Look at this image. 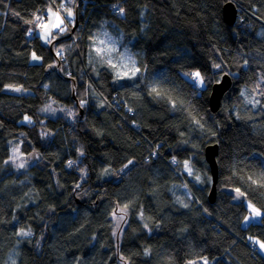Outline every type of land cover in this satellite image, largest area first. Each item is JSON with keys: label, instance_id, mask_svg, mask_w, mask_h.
<instances>
[{"label": "trees", "instance_id": "obj_1", "mask_svg": "<svg viewBox=\"0 0 264 264\" xmlns=\"http://www.w3.org/2000/svg\"><path fill=\"white\" fill-rule=\"evenodd\" d=\"M78 1L0 0V264H264V223L243 226L233 191L264 212L248 180L264 172V0H231L233 27L229 0ZM49 9L67 31L44 43ZM123 51L133 79L117 76ZM214 63L233 77L215 113ZM197 70L215 76L201 95L185 76ZM216 143L211 203L205 148ZM14 145L39 158L15 168Z\"/></svg>", "mask_w": 264, "mask_h": 264}, {"label": "snow or ice", "instance_id": "obj_2", "mask_svg": "<svg viewBox=\"0 0 264 264\" xmlns=\"http://www.w3.org/2000/svg\"><path fill=\"white\" fill-rule=\"evenodd\" d=\"M121 13L123 12V9L120 10ZM49 14L51 17H55V20H51L48 19L45 22H42L39 27L42 29H45L46 31L43 33V38L45 39L46 43H51V39H49L50 37L54 38L55 36H58L64 32L67 31V27L65 26V19L62 18L58 13L53 12L51 9L48 10ZM73 12L71 11V9L67 10V24H72L73 20ZM37 20H40L41 18L39 16L36 17ZM29 23H31V21H29ZM55 30V31H53ZM29 35H31V33H29ZM100 43H103V41H101ZM102 51H104L103 49L97 48L96 52L99 54ZM112 51V50H109ZM33 59H39L35 53H33ZM109 63L111 64V61H109ZM131 63V76H128L129 79H133L135 78V74L140 72V68L135 66V61H130ZM113 68L116 67V65H111ZM122 67L125 68V72H117V76L118 78H123L124 76L127 75L128 72V65L124 64L122 65ZM213 67L217 70V74L220 75V79H215V76L213 77H206L205 74H202L201 71L197 70L191 73H185V76H187L189 78V80L192 82V87L194 89V91L196 92L197 95H201V92L199 90H208L211 87V83L212 80L215 79V82L218 86H222V81L224 80V77L227 75L226 72H222L221 71V64L219 63H214ZM15 91H19V89H13ZM152 92L155 93L157 96H160L161 93L160 91L157 90V88L153 87ZM244 92H241V95H244ZM264 94V93H262ZM84 101H81V104L83 105ZM169 103L171 104L173 110H176L178 107L182 108L183 104L181 105H177L176 101L169 97ZM249 103H251V101H249ZM256 103H259V101H256ZM262 107H264V105H262ZM26 120L28 119L27 117L25 118ZM30 122V121H29ZM198 125H200V121L196 120L195 121ZM201 127H203V125H200ZM83 154V153H81ZM71 164V162H70ZM23 165H21L22 167ZM184 166L185 168H188V161L184 162ZM189 171H191L189 169ZM196 179H199V177H196ZM248 180H250L252 182V184L257 185V187L259 189H264V172L261 173L260 176V181L258 182L257 180H253L252 177H248ZM77 187H79V185H77ZM233 191H235L238 195L237 197H235L236 199H240L243 198L244 201L246 202V207L251 211L252 213V218L255 219L257 217H264V212H261L258 208H256L251 201H248L247 199V195L246 192H241L240 188H235ZM264 194V193H262ZM127 207V206H125ZM123 218V217H121ZM262 223H264V220L261 221ZM24 235H29L30 233H22ZM255 244L259 245V248L261 250H264V242L262 241H255ZM205 264H207V261H205Z\"/></svg>", "mask_w": 264, "mask_h": 264}, {"label": "water", "instance_id": "obj_3", "mask_svg": "<svg viewBox=\"0 0 264 264\" xmlns=\"http://www.w3.org/2000/svg\"><path fill=\"white\" fill-rule=\"evenodd\" d=\"M85 0H79L78 5L83 3ZM77 11V10H76ZM240 13V9L237 5L229 0L223 7V17L225 23H227L230 27H233L238 20V16ZM77 15V14H76ZM70 37V35L68 36ZM51 52L55 55L53 51V43L50 45ZM60 62L57 60V65L55 70L58 72L61 78L63 75L60 72ZM233 84V77L232 75L227 74L222 81V86H218L216 83L212 86L211 94H210V108L213 113L217 112L222 104V99L226 92L231 88ZM73 91H72V100L76 102V106L79 112V117L84 116V111L81 108L79 102H77V91H76V83L73 82ZM219 154V145L216 144H209L205 148V160L209 165L211 177H212V187L211 192L209 194V201L214 203L217 196V182H218V164H217V156Z\"/></svg>", "mask_w": 264, "mask_h": 264}, {"label": "rangeland", "instance_id": "obj_4", "mask_svg": "<svg viewBox=\"0 0 264 264\" xmlns=\"http://www.w3.org/2000/svg\"><path fill=\"white\" fill-rule=\"evenodd\" d=\"M52 10V9H51ZM53 12H55L54 10H52ZM47 16H49L50 18H48V19H51V20H55V17H51L50 16V14H49V12L47 13ZM46 30L45 29H42V28H40L39 30H38V34H39V36L41 37V39H42V41L44 42V43H46L45 42V39L43 38V33L45 32ZM102 48H104V47H102ZM108 48L110 49V50H112V51H116V49H113L112 48V46L111 45H108ZM125 52V53H124ZM122 53H124V54H122V58H119V59H122V61H121V64H120V66H119V68H117V72H125V68L124 67H122V65H124V64H127L128 65V72H127V75L126 76H131L132 75V73H131V71H130V69H131V63H130V61H133L134 60V57L129 53V52H127V51H123ZM37 56V55H36ZM38 57V56H37ZM39 59H36V60H34L33 59V55H32V57H31V62L33 63V64H39V63H41V58L40 57H38ZM39 157H38V155L36 154V153H34V154H32V155H30V156H27V155H24L23 153H22V151H21V149H20V145H14L13 147H12V154H11V157H10V163H11V165L12 166H14L15 168H19L20 170H22V169H25L28 165H30L31 163H34L35 161H36V159H38ZM21 165H23L22 167H21ZM189 165V164H188ZM189 169L191 170V171H189ZM187 173L190 175V177H192L193 179H196V177L194 176V171H193V169L192 168H187ZM256 207V206H255ZM257 208V207H256ZM249 210V209H248ZM261 219H262V217H257V218H255V219H253L252 218V213H251V211L249 210V214L247 215V217L244 219V221H243V226L244 227H247V226H249L250 224H253V223H260L261 222ZM257 240H259V241H261L260 239H256V241ZM263 242V241H262ZM258 247H259V245H258ZM259 251L261 252V253H264V250H261L260 248H259ZM205 261H207V264H208V260H203V263H205Z\"/></svg>", "mask_w": 264, "mask_h": 264}, {"label": "built area", "instance_id": "obj_5", "mask_svg": "<svg viewBox=\"0 0 264 264\" xmlns=\"http://www.w3.org/2000/svg\"><path fill=\"white\" fill-rule=\"evenodd\" d=\"M116 10H117V9H115V11H116ZM121 16H123L122 13H121Z\"/></svg>", "mask_w": 264, "mask_h": 264}]
</instances>
